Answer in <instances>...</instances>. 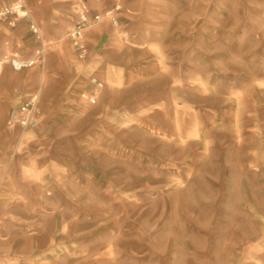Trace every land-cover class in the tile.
<instances>
[{"label": "crops", "instance_id": "0c3cea01", "mask_svg": "<svg viewBox=\"0 0 264 264\" xmlns=\"http://www.w3.org/2000/svg\"><path fill=\"white\" fill-rule=\"evenodd\" d=\"M61 2L31 0L37 12L48 14L57 13ZM39 19L44 24L56 20L50 15ZM73 24L61 21L38 44L35 57L43 45L49 60L42 73L36 68L20 82L9 68L2 71L9 66L16 72L10 64L0 65L3 264L94 263L97 253L104 261L113 251L127 254L129 204H150L155 212L146 219L160 222L165 201L159 191L149 190L168 188L174 218L198 220L208 204L211 166L223 162L217 151L202 148L208 139L201 127L196 131L192 125L190 71L186 78L190 68L176 59L170 39L153 55L145 39L130 44L104 36L99 56L94 48L91 59L93 79L104 88L96 104L89 105L82 97L88 80L74 81L72 70L51 67L50 62L52 54L63 58L60 42L72 33ZM135 44L139 48L131 46ZM9 48L3 40L0 55ZM17 81L29 93L37 92L42 111L40 126L22 148L20 136L3 130ZM9 143L10 148L2 147ZM143 214L130 219L142 221ZM135 230V244L144 247L143 230Z\"/></svg>", "mask_w": 264, "mask_h": 264}, {"label": "rangeland", "instance_id": "374dc122", "mask_svg": "<svg viewBox=\"0 0 264 264\" xmlns=\"http://www.w3.org/2000/svg\"><path fill=\"white\" fill-rule=\"evenodd\" d=\"M26 1L32 21L41 27L42 40L30 33L29 20L14 29L0 24V46L4 40V45L10 47L0 55V61L4 55L34 60L38 44L43 39L47 41L63 20H74L71 28L74 34L81 0H61L64 6L54 14L37 12L31 0ZM93 1L96 4L86 3L92 15L105 16L107 12L111 15L85 32L86 57H79L70 33L60 42L63 58L58 53L52 54L51 67L72 70L74 81L87 79L89 84L82 97L93 105L90 99L94 93L90 91L96 86L92 81L95 75L91 59L94 48L98 51L95 56H99L104 36L130 44L136 43L137 38L145 39L150 42L147 47L153 55L170 39L176 59L185 60L190 68L186 69V78L190 71L192 125L196 131L201 127L208 139L207 146L204 144L202 148L217 151L223 162L211 166L213 172L209 173L206 190L208 204L200 219L174 218L169 201L172 190H149L159 191L165 201L162 211L166 213L160 222L148 220L147 216L155 212L150 204L128 205L127 254L113 251L111 259L104 261L97 253L94 263L81 260L65 264H264V0ZM15 2L0 0V8ZM49 15L54 16L55 22L44 24L39 19ZM111 18L117 19V25ZM131 46L139 48L136 44ZM48 61L45 55L39 67L14 72L3 66L2 71L9 68L21 82L36 68L42 73ZM20 82L13 85L15 102L8 114L37 94L29 93ZM39 111L41 114L40 107ZM9 116L3 130L20 136L22 148L30 133L40 126V118L37 126L22 130L8 126ZM2 147L11 146L9 143ZM135 213H144L145 219H130ZM136 227L145 234L144 247L135 244L139 242V237L133 234ZM0 263L3 264L2 260Z\"/></svg>", "mask_w": 264, "mask_h": 264}, {"label": "built area", "instance_id": "2783aa9c", "mask_svg": "<svg viewBox=\"0 0 264 264\" xmlns=\"http://www.w3.org/2000/svg\"><path fill=\"white\" fill-rule=\"evenodd\" d=\"M111 12H107L105 16L100 14H91V10L86 4L85 0H81V5L78 10V22L75 26L73 34L74 45L81 59L87 55V44L85 42V32L95 23H100L104 17H110ZM113 23L117 25L118 21L111 18ZM29 20L31 21V32L39 39L42 40L41 29L32 21L31 11L26 4L25 0H17L15 3L5 5L0 8V22L6 24L10 28H14L18 21ZM45 52L44 49L38 51L37 57L34 60L22 61L17 56L4 55L0 64H10L16 72L42 64L44 62ZM96 88L94 96L90 99L91 104H96L97 96L104 88V85L98 80H94ZM40 111H39V96L38 94L29 97L23 104L13 108L10 112L8 119V126L11 129L27 130L39 124Z\"/></svg>", "mask_w": 264, "mask_h": 264}, {"label": "bare ground", "instance_id": "6f19581e", "mask_svg": "<svg viewBox=\"0 0 264 264\" xmlns=\"http://www.w3.org/2000/svg\"><path fill=\"white\" fill-rule=\"evenodd\" d=\"M72 35H73V33H72ZM94 80H97V79H93L92 81H94Z\"/></svg>", "mask_w": 264, "mask_h": 264}]
</instances>
